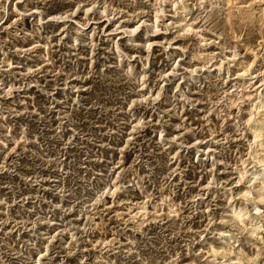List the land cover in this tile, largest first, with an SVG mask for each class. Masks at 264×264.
<instances>
[{"label":"rangeland","instance_id":"374dc122","mask_svg":"<svg viewBox=\"0 0 264 264\" xmlns=\"http://www.w3.org/2000/svg\"><path fill=\"white\" fill-rule=\"evenodd\" d=\"M263 179L264 0H0V264H264Z\"/></svg>","mask_w":264,"mask_h":264},{"label":"bare ground","instance_id":"6f19581e","mask_svg":"<svg viewBox=\"0 0 264 264\" xmlns=\"http://www.w3.org/2000/svg\"><path fill=\"white\" fill-rule=\"evenodd\" d=\"M261 186H262V189L261 190H264V179L262 180L261 182ZM261 199V198H260Z\"/></svg>","mask_w":264,"mask_h":264}]
</instances>
